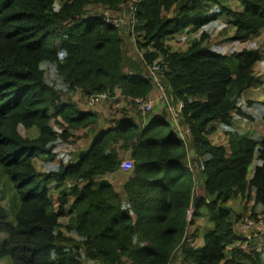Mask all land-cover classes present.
Wrapping results in <instances>:
<instances>
[{"label":"trees","instance_id":"16d2710c","mask_svg":"<svg viewBox=\"0 0 264 264\" xmlns=\"http://www.w3.org/2000/svg\"><path fill=\"white\" fill-rule=\"evenodd\" d=\"M211 1L145 0L126 37L105 18L128 0H60L58 8L56 0H0V235H7L0 259L172 264L180 252V264H262V248L235 242L244 233L238 220L264 219L253 208L241 217L226 206L241 198L264 215V139L225 131L229 152L209 140L211 125L230 126L244 92L262 84L255 75L262 54L206 48V27L217 17L206 10ZM239 1L242 12L221 11L235 28L228 40L245 43L264 30V0ZM200 30L184 51L170 46ZM127 39L140 59L128 53ZM155 63L166 67L160 80L173 106L184 104L179 127L168 113L138 112L133 103L154 93ZM101 93L128 107L103 121L71 98ZM82 131L89 143L75 162L37 169L38 159H56L58 145ZM127 158L132 169L122 170ZM120 172L129 175L118 192L104 177ZM51 183L67 184L56 204ZM8 195L11 221L1 205ZM202 211L208 219L198 223ZM198 238L200 247L193 245Z\"/></svg>","mask_w":264,"mask_h":264},{"label":"rangeland","instance_id":"374dc122","mask_svg":"<svg viewBox=\"0 0 264 264\" xmlns=\"http://www.w3.org/2000/svg\"><path fill=\"white\" fill-rule=\"evenodd\" d=\"M60 6V0H56V8ZM206 10H208V13L210 15L217 16L214 17V20L209 24L206 29L209 32L208 40L205 42L206 48L222 53L225 55H230L234 52L242 51L244 49L247 50H259L262 54V60L257 65L255 69V75L260 78L261 85H255L251 89L244 92L242 101L239 106V110L234 111L232 114L233 122L230 126H225L220 123L212 124L211 127H213L215 133L209 136V140L212 144L217 146H223L228 152H229V145L227 142V138L225 136V131L230 132H237L240 133L242 136L248 137L250 139H264V30L255 38H252L248 42L241 43V42H231L228 39L232 37L234 32V26L231 24V17L227 16L225 12L221 11V7H225L229 10L235 11V12H242V6L239 0H216V2L211 1L208 5L205 4ZM102 11V10H101ZM107 15H110L107 13ZM106 15V16H107ZM171 15V14H170ZM169 16V15H168ZM172 17L176 18L178 21V14H172ZM205 30V28L203 29ZM202 30H200L198 33L192 34L190 38H186V40L182 39L184 37L178 36L174 37L172 40H170V46L173 48L174 51H184L187 49V47L195 40L199 39L202 35ZM181 37V38H180ZM132 41L130 39H127L126 41V49L128 53H130L134 58H139L142 56L139 52H136L134 50V44L131 43ZM129 57V56H128ZM156 86V85H155ZM159 91L156 89L154 90V96H157ZM64 99H68L69 96H64ZM74 101H78L80 103L81 110H84L89 113H97L104 115L103 121L106 119V117H109L110 115H118L125 107H128V105L123 102L119 103L117 105H111V101H104L100 104H97L95 106H89L86 102V99H81L78 95H73L71 97ZM132 108V107H131ZM133 109V108H132ZM130 109L132 112L131 114L135 115V110ZM160 111L162 113H168V117L172 120V123H174V126H178L177 121L174 120L172 115L169 113L168 108L166 106V103L160 102L159 104L155 105V110L153 114L159 115L156 113V111ZM160 113V115H161ZM174 120V121H173ZM180 129V128H179ZM182 131V130H181ZM31 132H34L35 135L38 134L37 129L35 128ZM28 132L26 130H21V134L24 137H32L33 133ZM78 132L76 135L79 136V139H77L74 143H66V144H59L56 153L57 158L52 161H46L43 157L38 159L35 162V165L39 171L42 173H47L51 170H54L57 165L61 162L63 163H73L77 160V158L86 151L88 147V140L83 138V133ZM128 159V158H127ZM126 161V160H124ZM258 164L257 160L255 159L251 167L249 168V178L253 174L254 167ZM58 165V166H59ZM129 174L126 172H120L113 175H106L104 178L112 182L113 186L118 192H121V187H123L127 176ZM198 183V182H197ZM67 184H64L62 187L57 188L54 183H51L48 187L51 188V197L53 201L58 203V194L59 192L66 188ZM203 196V194H202ZM11 197L8 195L6 196L5 200L2 201L1 205H3L7 211L9 221L13 220L12 218V211L8 209V200ZM227 208H232L233 212L239 216L242 214L245 216L247 215L253 208L254 212L259 214L260 219H264V215L262 214L263 207H254L252 206V202L247 205H245V201L241 198H238L236 200H231L229 203H227ZM208 219L207 215L202 211L201 215L199 217L198 223L202 221L205 222ZM68 218L62 219V223H66ZM242 221H237L236 228L237 230L242 229ZM192 228V227H191ZM190 230V229H189ZM236 230V232H237ZM243 231V230H242ZM238 233V232H237ZM258 234H262V231L256 230V228H251L248 230L247 233H241L239 231L240 238H246V241L242 240H236L235 244H245L247 247H253L255 245H258L259 250L262 248L263 239H258ZM7 239V235H0V242H4ZM0 264H10L9 258H2L0 259ZM85 264H90V262H86Z\"/></svg>","mask_w":264,"mask_h":264},{"label":"built area","instance_id":"2783aa9c","mask_svg":"<svg viewBox=\"0 0 264 264\" xmlns=\"http://www.w3.org/2000/svg\"><path fill=\"white\" fill-rule=\"evenodd\" d=\"M145 0H128L126 4H122L119 6V9L115 13H110L105 18L106 23L112 25L113 27L120 29L121 32L128 37L130 34H134V17L137 8L142 5ZM133 43H135V38L132 36ZM166 67H161L159 64H154L150 68V76L153 81L157 84V90L159 91L157 96L153 94L148 97H141L134 99L133 103L136 106V110L142 113H153L155 110V105L159 104L161 101L166 103L169 113L172 115L175 121H178L179 114L181 110L184 108L183 103H179L177 106H173L172 100L173 97L169 95L167 88L161 82L160 78L164 74V70ZM109 99V96L106 93H101L96 96H91L86 99V102L89 106H95L100 104L103 101ZM122 170H130L132 169V163L130 160L123 161L121 164ZM251 228H256L258 231H262L264 234V222L263 221H253L246 220L242 224V229L250 230Z\"/></svg>","mask_w":264,"mask_h":264},{"label":"crops","instance_id":"0c3cea01","mask_svg":"<svg viewBox=\"0 0 264 264\" xmlns=\"http://www.w3.org/2000/svg\"><path fill=\"white\" fill-rule=\"evenodd\" d=\"M162 111H163V110H162ZM156 113H157V114H160V113H161V110H160V111L157 110ZM193 230H194L193 227L190 228V232H189V233L193 232ZM242 230H243L244 233H247V232H248L247 230H244V229H242ZM258 239H259V240H262V237H259V236H258ZM241 240H246V238H242ZM202 244H203V239H202V238H198V239L196 240V242L193 243V245L198 246V247L202 246ZM238 245H239L238 247L241 248V245H240V244H238ZM243 245H245V244H243ZM179 261H180V252H177V253H176V256H175V259L173 260L172 264H180Z\"/></svg>","mask_w":264,"mask_h":264},{"label":"water","instance_id":"95a60500","mask_svg":"<svg viewBox=\"0 0 264 264\" xmlns=\"http://www.w3.org/2000/svg\"><path fill=\"white\" fill-rule=\"evenodd\" d=\"M194 155V152H191V156ZM261 259H262V264H264V241H263V245H262V254H261Z\"/></svg>","mask_w":264,"mask_h":264},{"label":"clouds","instance_id":"9594fccd","mask_svg":"<svg viewBox=\"0 0 264 264\" xmlns=\"http://www.w3.org/2000/svg\"><path fill=\"white\" fill-rule=\"evenodd\" d=\"M126 160H128V159H126Z\"/></svg>","mask_w":264,"mask_h":264}]
</instances>
